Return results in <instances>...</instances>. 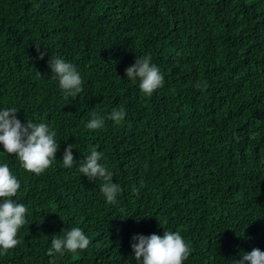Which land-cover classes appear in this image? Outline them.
<instances>
[{
  "label": "trees",
  "instance_id": "obj_1",
  "mask_svg": "<svg viewBox=\"0 0 264 264\" xmlns=\"http://www.w3.org/2000/svg\"><path fill=\"white\" fill-rule=\"evenodd\" d=\"M146 54L164 77L151 96L125 77ZM51 57L79 71L77 96L51 78ZM121 106L122 122L107 119ZM8 107L22 124H48L58 151L36 176L0 145V164L21 185L11 199L28 209L0 264H137L132 237L164 231L190 246L184 264L264 252V0H0ZM92 113L105 119L100 129L86 127ZM68 145L72 168L62 163ZM93 149L122 189L114 205L101 180L77 171ZM73 227L89 246L48 256Z\"/></svg>",
  "mask_w": 264,
  "mask_h": 264
},
{
  "label": "clouds",
  "instance_id": "obj_2",
  "mask_svg": "<svg viewBox=\"0 0 264 264\" xmlns=\"http://www.w3.org/2000/svg\"><path fill=\"white\" fill-rule=\"evenodd\" d=\"M35 46L39 53L38 58L43 59L45 53L40 51V46ZM49 67L52 73L51 78L58 81L66 98L75 97L82 92L81 75L71 63L62 58L51 57ZM125 77L132 82L139 81L140 92L147 96H151L164 84V77L160 69L152 63L150 54L135 56L134 63L125 70ZM198 87L203 90L207 85L202 83ZM18 111L15 107L0 110V145L3 147V152L16 156L26 172L39 176L56 160L57 134L44 122L34 123L28 120L26 124H22L17 119ZM125 116L126 110L121 106L113 108L107 119L119 124ZM104 123V118L92 113L86 127L97 130ZM73 149V145H68L64 149L62 163L65 168H72L76 162L72 154ZM101 157L102 154L93 149L90 155L78 165L77 171L89 181L101 180L100 193L106 203L114 205L122 189L112 182L113 172L100 163ZM20 187L19 181L12 175L9 166L6 163L0 164V201H2L0 202V256L7 255L9 250L20 243L17 239L18 231L27 223L25 218L28 212L27 207L11 199ZM134 195H138V190ZM132 240L131 248L137 264H184L191 253L190 246L179 232L164 231L162 236L156 234L147 237L133 236ZM89 244L90 240L83 230L73 227L65 231L62 237L54 236L47 255L63 256L65 252L75 254L77 250H85ZM233 264H264V252L254 248L251 252L241 255L240 260L234 261Z\"/></svg>",
  "mask_w": 264,
  "mask_h": 264
}]
</instances>
